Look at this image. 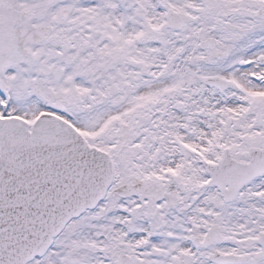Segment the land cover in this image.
<instances>
[{
    "label": "snow or ice",
    "instance_id": "obj_1",
    "mask_svg": "<svg viewBox=\"0 0 264 264\" xmlns=\"http://www.w3.org/2000/svg\"><path fill=\"white\" fill-rule=\"evenodd\" d=\"M0 264H264V0H0Z\"/></svg>",
    "mask_w": 264,
    "mask_h": 264
}]
</instances>
